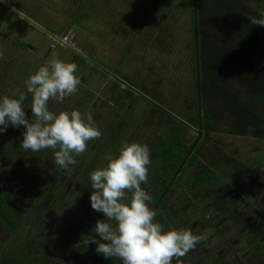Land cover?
Returning <instances> with one entry per match:
<instances>
[{
  "label": "flooded vegetation",
  "instance_id": "obj_1",
  "mask_svg": "<svg viewBox=\"0 0 264 264\" xmlns=\"http://www.w3.org/2000/svg\"><path fill=\"white\" fill-rule=\"evenodd\" d=\"M49 2L51 0H47V3ZM41 3L44 6L43 1ZM39 8L43 7L39 5ZM21 14L19 13V16ZM28 22L31 20L28 19ZM188 35L191 38L190 34ZM190 46L191 44L185 43L178 56L168 54L166 58L170 64L168 63L167 69L173 71L174 65H178L176 58L179 57V63L188 75L193 60ZM174 51L177 54V50ZM76 52L87 59L86 62H91L80 51ZM194 57L196 62V50ZM197 59L199 61L198 56ZM155 64H159V61ZM149 74L144 78L145 81L151 79ZM119 85H122L124 90L121 91ZM142 86L136 88L127 82H117L118 92L124 95L127 92L131 98L135 95L138 100L150 104L151 108L159 106L149 93L142 91ZM110 91L112 92L111 88ZM166 93L171 95V91ZM15 104L13 101L11 107L13 108ZM19 106L22 104L17 105L15 109ZM200 108L202 109L201 99ZM5 109L3 107L0 110L1 117L8 116L4 120L0 119V139L3 140V136H7L6 132H8V135L16 136L17 141L8 139L4 146L0 143L2 145L0 149H11L8 153L13 156L11 163L14 164V171L6 174L0 190L4 184L14 183V176L19 175L22 170L33 172L35 178L25 184L26 188L12 187L11 201L12 205H16L14 189L26 195L44 172L47 182L33 205V213L36 208L41 209L36 215L39 219L55 217L51 215L56 214V210L64 206L66 199L83 197V202H89L87 220L85 223L71 221L69 234L78 239L86 237L91 253L89 264H264V154L247 162L237 160L235 154L230 157L219 156L213 159L215 163L212 164H210L212 160L209 162L202 160V165L196 169L194 158L200 146L199 142L203 134L205 135L201 122L200 139L193 149L190 148L196 141L197 135L193 142L186 146L188 149L174 168L177 156L175 150L181 151L182 154L185 149H167L168 160L164 163L159 158L162 149L122 147V149L102 151L103 149H93L96 148L92 145L96 143L95 141L90 144L91 149H84L86 143L83 141L84 136L91 134L95 137L88 132L95 127L106 128L107 124L98 126L96 124H101L102 121L97 119L94 125V121L91 120L84 125L81 123L79 130V127L75 126L78 121L75 124L70 121L73 118L64 119L67 120L66 123L61 121L56 130H51L50 137L55 140V148L50 153L36 141L31 145L27 144L30 138L44 137L42 131L46 127L45 124L37 123L30 117L12 119L9 117L13 115L12 112L8 115L1 113ZM96 109L103 110L100 106ZM74 111L77 112L75 109ZM200 114L202 121V110ZM120 116L121 114L119 118ZM112 117L118 116L113 114ZM183 118L186 119V116ZM183 118L172 114V119L166 121L173 125L175 120L182 123L185 128L183 135L189 130H196L197 134L198 126L190 125ZM48 127L52 128V124ZM124 128L125 124L121 123L118 130ZM216 129L215 126L211 131L218 132ZM156 132L152 135L153 138L158 137L159 132ZM171 133L172 131L168 132L169 137ZM183 135L179 138L182 139ZM181 144L184 145L183 142ZM104 152L108 154V158L103 169L97 172L95 179L96 168ZM63 153V159L59 160ZM192 154L194 158L193 162H190L189 158ZM28 160L37 161L42 167H39L40 171L25 167ZM110 164L111 168H109ZM207 167L210 168L207 174L203 173L199 180L193 178L196 171L202 169L204 172ZM176 190L183 194H179V198L184 195L187 198V203L182 206L174 198ZM196 190V195L189 193ZM59 203L61 205L57 209L56 205ZM185 206L193 208L191 214H188L187 209H183ZM19 210L22 216L20 223L23 226L24 212ZM55 228L46 232L43 229H39L38 232L31 230V232L48 234Z\"/></svg>",
  "mask_w": 264,
  "mask_h": 264
},
{
  "label": "trees",
  "instance_id": "obj_2",
  "mask_svg": "<svg viewBox=\"0 0 264 264\" xmlns=\"http://www.w3.org/2000/svg\"><path fill=\"white\" fill-rule=\"evenodd\" d=\"M10 4L0 2L6 10L19 16L21 5L17 2ZM47 4L51 10L66 17V23L60 30L51 29L52 25H47L43 19L45 28L29 22L45 31L47 41L50 33H64L66 29L74 32L85 30L93 22L109 27L123 39L125 47L121 56L126 62L132 61L130 52L133 50L145 56L151 49L150 54L158 53L159 64L144 66L151 79L143 84L142 91L149 93L158 103L159 106L152 109L166 118L163 120L165 126L168 125L166 120L172 119V114L181 118L186 116L183 118L185 122L198 126L194 57L196 17L202 129L205 135L216 126L218 132L264 139V46L260 42L263 23L261 15L243 0H51ZM23 18L28 21L25 16ZM182 37L190 39L191 44L193 60L188 75L183 71L179 57L174 70L167 69L166 56L181 54L184 46L180 45ZM72 52L74 60L87 61L76 51ZM91 58L94 60L95 57ZM92 59L88 61L91 67L103 72ZM139 64L142 65L141 62ZM119 77L130 83L127 77ZM113 83L117 85L116 81ZM169 87H172L171 95L166 93ZM111 90L114 94L117 86ZM125 97L131 98L127 92ZM179 102L182 103L180 106ZM120 104L117 109L114 107L115 110L112 107L113 114L118 116L116 119L125 125L129 121H137L130 117V107ZM169 104L174 111L171 112ZM182 135L179 129H174L170 137L166 135V139L158 135L159 142L151 149H162L159 158L163 163L168 160L167 149H185L182 154L175 150V168L188 149L181 144L179 137ZM193 158L192 154L189 161L193 162ZM209 170L207 167L204 172L202 169L196 171L193 178L199 180ZM34 176L33 172L22 170L14 176V183L4 184L0 190V226L6 229L10 238L8 246L0 244V264H89L91 253L85 236L74 238L56 227L48 234H34L33 231L20 238L24 233L20 223L22 216L16 205H12V187L24 189Z\"/></svg>",
  "mask_w": 264,
  "mask_h": 264
},
{
  "label": "rangeland",
  "instance_id": "obj_3",
  "mask_svg": "<svg viewBox=\"0 0 264 264\" xmlns=\"http://www.w3.org/2000/svg\"><path fill=\"white\" fill-rule=\"evenodd\" d=\"M3 1L9 4L17 2L21 5L18 6L22 10L23 16L30 19L32 24L35 23L41 28H43L42 26L45 28L41 19L47 25H52L51 29L54 30L62 29L66 23L65 17L51 10L47 0H0V2ZM42 1L44 6L41 3ZM243 1L262 17L263 26L260 32V42L264 46V2L260 3L258 0ZM10 5L14 6L13 4ZM39 5L43 8H39ZM45 9L48 12L46 16H44ZM32 24L24 21L23 17L6 10L5 6L0 5V110L3 107L6 108L1 113L8 115L12 112L13 115L9 116L12 119H27L30 117L35 119L37 123L41 122L46 126L42 131L44 137L41 139L39 137H35L36 139L30 138L28 143V140L25 141L28 145L36 141L43 145V149L51 153V150L55 148V140L50 137L51 130H56L61 121L66 123L67 120L64 119L70 118H73V120H70L73 124L78 121L75 126L79 127V130L81 129V123L84 125L91 122V120L94 121V125L97 119L102 123L96 125L104 126L105 123L107 124L106 128L98 129L95 127L91 129V132H88L94 134L95 137L91 134L84 136L83 141L86 142L84 149H91L90 144L93 141L96 142L92 144L96 146L93 149H103L102 151L105 149H122V147L124 149H151L153 145L159 142L158 138L152 136L157 133L156 131L159 132L160 137H163L165 132L168 135V132L174 129L182 130L183 133L185 128L178 120L174 121V125L168 124L165 126L163 123L164 117L154 112L150 104L149 106L145 101L138 100L135 95H132V98L128 100L123 93L118 92L119 88L121 91L124 90L122 85H119L114 94L110 91L111 87L117 86L113 81L125 83L119 76L127 77L129 84L136 88L147 82L144 78L147 77L148 73L144 66L149 63L154 66L158 62V53L150 54L153 49L146 53V56L142 52L133 50L130 52L132 61L126 62L125 59L122 60L121 56L125 43L121 37L115 35L114 31L111 32L109 27L90 22L85 30L74 32L71 29H66L64 34L74 35L78 50L84 57L88 59H92L91 56L95 57L92 60L103 71L101 72L93 69L90 63L86 61L74 60L73 52L69 49L62 47L53 50L48 48L49 40L47 41L45 31L36 28ZM180 41V45L190 44V39H185V37H182ZM140 62L142 65L139 64ZM167 89H169L168 92L172 90L171 87ZM13 101L16 104L12 108ZM120 103L125 108L130 107V117L137 120L129 121L123 130H118L121 121L119 122L118 119L112 117L113 112L111 111L114 107L117 109L118 104L121 105ZM171 103L174 104L172 99ZM19 104H22V106L15 109ZM97 104L103 110L98 111L96 109ZM181 104L179 102V106ZM106 105L113 107V109L107 108ZM169 107L171 111H174V107H171L170 104ZM79 111L83 114L78 113ZM7 117L0 116V119L4 120ZM109 120L110 123H108ZM50 124H52V128L48 127ZM9 132L12 133V131ZM6 135L8 137L3 136V140L0 139L3 146L8 139L17 141L16 136L8 135V132H6ZM166 135L163 139L167 138ZM196 135V130L186 131L181 141L187 146L193 142ZM110 142L111 144H109ZM199 143L200 146L194 158L196 169L202 165V160L209 162V160L219 158V156L230 157L235 154L237 160L247 162L253 158L262 157L264 154V139L238 137L210 131L206 136L203 134ZM0 147H2L1 144ZM10 151L11 149H0V186L1 183H4L6 176L9 174L8 172L14 171V164L11 163L13 156L8 153ZM48 152L46 153L48 154ZM25 153L27 154L26 151ZM63 156L64 153L59 160L63 159ZM27 157H29L28 154ZM107 158L108 154L106 152L102 153L99 166L96 168L95 179L97 172L103 169L106 164ZM25 167L36 168L38 171H40L39 167L42 168L37 161L31 160L25 163ZM111 167L110 164L109 168ZM115 169L117 170L116 167ZM42 175L37 178V183L26 195L22 191L14 189L13 195L16 207L24 212L22 224L25 229L20 238L29 235L31 230H37L38 232L39 229H43L46 232V230H52L54 227H59L64 232L69 233L71 221L72 223L73 221L74 223L77 221L85 223L87 220L89 202H83V197L78 199L68 198L65 200L64 206L60 210H56V214L51 215L55 217L39 219L36 215L39 214L41 209L36 208L35 213H33V205L47 182L45 181L44 172H42ZM117 178L119 179V177ZM196 192L197 190L189 193L196 195ZM179 194L182 193L176 190L174 198L182 206L187 203V198L185 195L179 198ZM60 205L61 203L56 205L57 209ZM183 209H187L188 214H191L193 210L192 207L187 206ZM9 240L6 229L0 226V244L8 246Z\"/></svg>",
  "mask_w": 264,
  "mask_h": 264
},
{
  "label": "built area",
  "instance_id": "obj_4",
  "mask_svg": "<svg viewBox=\"0 0 264 264\" xmlns=\"http://www.w3.org/2000/svg\"><path fill=\"white\" fill-rule=\"evenodd\" d=\"M49 48H65L71 51H78V45L74 35L64 33H50L48 34Z\"/></svg>",
  "mask_w": 264,
  "mask_h": 264
},
{
  "label": "water",
  "instance_id": "obj_5",
  "mask_svg": "<svg viewBox=\"0 0 264 264\" xmlns=\"http://www.w3.org/2000/svg\"><path fill=\"white\" fill-rule=\"evenodd\" d=\"M21 17H24L22 14L20 15ZM194 22H195V39H196V44H195V49H196V70H197V73H196V79H197V90H198V113H199V116H198V130H197V138H196V141L193 143L192 147L190 149H193V147L196 145V143L198 142V140L200 139L201 135H202V129H201V114H200V97H199V86H200V83H199V72H198V59H197V52H198V48H197V39H198V33H197V28H196V17L194 19ZM186 160V158L184 159V161Z\"/></svg>",
  "mask_w": 264,
  "mask_h": 264
}]
</instances>
